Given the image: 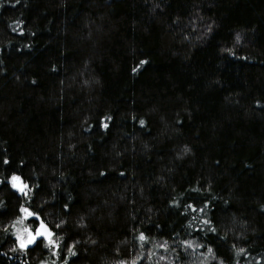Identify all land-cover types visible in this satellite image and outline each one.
<instances>
[{
  "label": "trees",
  "instance_id": "trees-1",
  "mask_svg": "<svg viewBox=\"0 0 264 264\" xmlns=\"http://www.w3.org/2000/svg\"><path fill=\"white\" fill-rule=\"evenodd\" d=\"M5 157L0 264H264V0H0Z\"/></svg>",
  "mask_w": 264,
  "mask_h": 264
},
{
  "label": "snow or ice",
  "instance_id": "snow-or-ice-1",
  "mask_svg": "<svg viewBox=\"0 0 264 264\" xmlns=\"http://www.w3.org/2000/svg\"><path fill=\"white\" fill-rule=\"evenodd\" d=\"M17 2H19V0H17ZM237 38L239 39V37ZM146 63L147 61H140V65H144ZM138 68L139 66L134 67L132 70L135 72L138 70ZM106 119H110V117ZM140 123L143 125L145 121L141 120ZM107 126L108 125L105 123L104 127ZM186 150L188 149L186 148ZM10 163L11 162L6 157L0 160V164L3 165H9ZM21 163L23 162L21 161ZM0 186L9 187V190L13 191L14 194L19 193L20 196L24 197H28L29 192L31 191L29 183H27L24 178L21 175H18L16 172H12L9 177L0 178ZM65 207H67V205H65ZM200 211H204V209L201 208ZM19 212L22 213L23 216L19 217L18 220L12 225V227L16 229L15 232L12 233V235L15 236L14 243L18 245V248L14 247L12 251L23 250L24 252H27L30 250V248L39 246V244L46 241L44 246L48 249L53 250V254L58 255L60 244L55 238L56 233L52 230L51 227H49L45 220L39 216V213L34 212L30 208L23 205L19 207ZM31 218H36V220L38 221L34 229L30 226L16 227L17 224L23 225L25 220H29ZM61 223H63V221H61ZM55 227L59 228L60 225L57 224ZM4 231L6 233L8 232L7 227H5ZM213 231H215V229H213ZM139 239L142 241H146L148 237L145 235V233L141 232ZM73 248L74 246L69 247L67 250L70 255L75 256L76 253L74 252ZM208 251L209 253H211L212 249L209 248ZM239 252H244V249H239L238 253ZM5 255H7V253H5ZM65 264H67V261H65ZM120 264H127V262L121 261ZM132 264H137L136 260H133ZM221 264H223V261H221Z\"/></svg>",
  "mask_w": 264,
  "mask_h": 264
},
{
  "label": "rangeland",
  "instance_id": "rangeland-1",
  "mask_svg": "<svg viewBox=\"0 0 264 264\" xmlns=\"http://www.w3.org/2000/svg\"><path fill=\"white\" fill-rule=\"evenodd\" d=\"M22 216H23V214H22L20 217H22ZM16 221H17V220H16ZM16 221H15V222H16ZM15 222H14V223H15ZM25 226H30V227H31V224H30V222H28V220H25L23 225H20V224H17V225H16V227H25ZM15 230H16V229L13 228V233L15 232Z\"/></svg>",
  "mask_w": 264,
  "mask_h": 264
}]
</instances>
